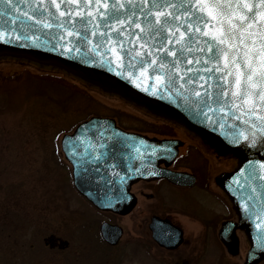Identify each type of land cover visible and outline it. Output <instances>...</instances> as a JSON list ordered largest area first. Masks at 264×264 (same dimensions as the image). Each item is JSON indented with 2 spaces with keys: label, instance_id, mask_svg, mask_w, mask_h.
Wrapping results in <instances>:
<instances>
[{
  "label": "rangeland",
  "instance_id": "1",
  "mask_svg": "<svg viewBox=\"0 0 264 264\" xmlns=\"http://www.w3.org/2000/svg\"><path fill=\"white\" fill-rule=\"evenodd\" d=\"M93 115L112 117L125 130L149 136L173 129L184 141L181 168L197 172L210 164L214 193L207 194L199 180L184 195L187 213L195 209L198 215L181 211L189 239L181 248V263H163L159 252L140 242L148 221L144 198L132 213L121 216L96 209L76 191L60 140ZM195 137L187 127L62 69L0 57V264H244L249 249L245 233L237 231L238 255H230L218 237L223 221L237 217L213 177L234 170L238 158L218 154ZM103 221L124 228L118 246L102 240Z\"/></svg>",
  "mask_w": 264,
  "mask_h": 264
},
{
  "label": "snow or ice",
  "instance_id": "2",
  "mask_svg": "<svg viewBox=\"0 0 264 264\" xmlns=\"http://www.w3.org/2000/svg\"><path fill=\"white\" fill-rule=\"evenodd\" d=\"M22 2L28 4L22 12L26 18L21 20L23 28L54 29L58 42L66 41L59 46L67 53H79L83 46L102 58L107 55L108 63L118 66L127 57V63L135 61L143 75L148 76L151 69L153 75L148 78L163 83L165 89L194 97L200 114L207 117L208 112L227 110L244 128L232 142L242 140L251 148H264V0ZM0 3L20 12L13 0ZM16 19L20 17L13 23ZM6 36L7 42L13 36L32 38L21 36L15 28L10 32L0 29V39ZM74 141L83 143L73 135L66 138L65 147L75 158L79 152ZM136 151L139 154V148ZM257 163L264 169V162L250 161V177ZM258 239L264 247V228Z\"/></svg>",
  "mask_w": 264,
  "mask_h": 264
},
{
  "label": "water",
  "instance_id": "3",
  "mask_svg": "<svg viewBox=\"0 0 264 264\" xmlns=\"http://www.w3.org/2000/svg\"><path fill=\"white\" fill-rule=\"evenodd\" d=\"M13 3L20 12L9 11V5L0 3V29L10 32L15 28L21 36L28 34L32 38L17 40L13 36L12 42H7V36L0 39V57L28 59L62 69L80 80L187 127L218 154H231L238 158V165L233 171L221 173L217 177L218 185L230 199L238 217L237 221L227 220L222 224L219 237L231 255H238L240 242L236 232L243 231L250 245L244 264H259L264 261V247L260 246L258 239L261 228H264V169L257 163L255 173L250 177L253 169L249 164L250 161L264 162V148H251L242 140L240 143L232 142L234 136L244 131L243 127L238 126L239 122L231 119L227 110L208 112L207 117L200 114L193 103L194 97L165 89L163 83L148 78L153 75L151 69H148V76H145L134 66L135 61L131 65L127 63V57L123 65L118 66L117 62L109 64L107 55L102 58L83 46L79 53H67L59 46L66 41L58 42L54 29L38 31L37 28H32L29 31L23 28L21 20L26 18L22 12L28 10V4L22 0H13ZM17 16L20 19L13 23ZM27 23L31 24L32 21ZM163 79L166 80V77ZM73 135L83 141L82 144L74 141L79 152L75 158L68 154L65 147L66 138ZM179 144L178 140L150 138L125 130L112 117L103 116H91L83 120L72 133L64 134L61 139V149L72 166V184L79 194L97 209L121 215L129 214L135 207V198L129 190L136 181L169 177L173 173L176 180L180 178L181 185L196 184L195 175L170 172L160 166L162 162L167 166L170 164L177 155ZM94 156H99V159H94ZM122 195L125 198L121 199ZM156 221L160 224L156 223L153 231L159 243L167 247L177 246L182 240V231L167 222L164 224L161 220H154ZM257 224H260V228H257ZM166 230L176 232L171 244L163 239L164 232H168ZM121 232V226L103 222L99 234L107 243L115 245L121 238Z\"/></svg>",
  "mask_w": 264,
  "mask_h": 264
},
{
  "label": "flooded vegetation",
  "instance_id": "4",
  "mask_svg": "<svg viewBox=\"0 0 264 264\" xmlns=\"http://www.w3.org/2000/svg\"><path fill=\"white\" fill-rule=\"evenodd\" d=\"M149 137L150 138H157V139H166L167 138L169 140H178L180 142V144L178 146L177 155L175 156V158H173V160L170 162V164L168 166L165 165L164 162H162L160 164V166L163 169H167L170 172H174V173L188 172L190 174H193L196 176L195 177L197 180L196 185L198 184V182L200 180V183L203 184L204 187L206 188V189L204 188V190L207 192V194L208 193L209 194L214 193V190L210 184L211 178H212L211 176L213 174L211 168L209 167L210 164L205 163V166L203 165L202 169H201V167H199L197 172L195 171L196 173L192 172V170L187 171L184 168H181V158H180L181 157V147L184 145V141H182L181 137H178L177 134L174 133L173 129L169 132L155 133V134L150 135ZM195 138L200 140L198 137H195ZM181 141H182V146H181ZM204 149H205L204 151L208 155L213 156V154H211V152L207 148H204ZM199 150H202V149L199 148ZM201 154H202V157L205 161L209 160L207 158V155H205L204 153H201ZM227 171H229V170H226L224 172H227ZM218 176H217V174L215 176H213L216 178L215 179L216 183H217V177ZM175 178H176L175 175L173 173H170L169 177H158V178H152V179H148V180L141 179V180L133 183L131 186V189L129 190V191H131V193L133 194V196L135 198V207L130 212L132 213L138 207V204L141 202V201H139V198H141V199L144 198V200H143V201H145V203H144L145 207L144 208H145L146 214H148L147 229L144 233V237L141 236L140 242L141 241L146 242L149 250H151V251L156 250L154 252H159L158 257H160L162 259L163 263H166V262H168V263H176V262L181 263V260H182L181 248H184L185 247L184 245L186 243H188V241H189V239L185 238L184 230H182L183 228L181 225V211L182 212L184 211L183 213H185L186 215H188V214L198 215L197 214L198 212L195 209L190 210L188 208L187 209L188 213H187V211L185 210V203L186 202L184 199L185 193L188 190H192L193 187H195L196 185H194V186L181 185L180 178L178 180H176ZM205 196H207V195H205ZM209 199H211V198L209 197ZM230 206H231V203H230ZM231 208L233 209L232 206H231ZM183 213H182V215H183V217H185ZM154 220H161L162 222H164V224L168 223V224L176 227L178 231L179 230L182 231L181 242L175 247H167L165 245L160 244L159 241L157 240V238L154 237L153 228H154V225L156 223H158V221L154 222ZM223 222H225V221H223ZM158 224H160V223H158ZM213 228H214V230L216 229V227H214V226H213ZM166 231H168V232H164L163 239L167 243L171 244L175 240L176 232L173 233L172 231H169V230H166ZM219 231H220V229H219ZM219 231H218V237H219ZM123 232H124V228H123ZM123 236H124V233L122 234V237H121L119 243L114 245V246H118L120 244V242L123 239ZM135 236H136V232L133 233V239L135 238ZM207 238L208 237H206V235H205V238H203V239H205L204 243L208 242ZM142 245H144V244H142ZM147 255L152 258L154 256V253L148 252ZM167 255L173 256L172 260H163Z\"/></svg>",
  "mask_w": 264,
  "mask_h": 264
}]
</instances>
